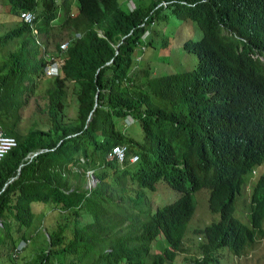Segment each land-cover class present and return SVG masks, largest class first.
I'll use <instances>...</instances> for the list:
<instances>
[{
    "label": "trees",
    "instance_id": "trees-1",
    "mask_svg": "<svg viewBox=\"0 0 264 264\" xmlns=\"http://www.w3.org/2000/svg\"><path fill=\"white\" fill-rule=\"evenodd\" d=\"M7 1L33 13L37 34L22 22L0 36L19 40L0 64V130L16 141L0 159V264L36 240L45 245L30 264H180L190 234L198 241L181 264L245 254L263 235L264 0ZM183 22L191 32L176 51L196 64L154 73ZM47 50L57 63L41 95L49 125L19 134ZM127 117L141 138L128 136ZM117 144L121 163L109 155ZM159 182L176 196L152 209ZM200 189L213 217L192 226Z\"/></svg>",
    "mask_w": 264,
    "mask_h": 264
},
{
    "label": "rangeland",
    "instance_id": "rangeland-1",
    "mask_svg": "<svg viewBox=\"0 0 264 264\" xmlns=\"http://www.w3.org/2000/svg\"><path fill=\"white\" fill-rule=\"evenodd\" d=\"M126 8L131 9L133 6L132 0H126ZM14 8V6H13ZM15 9V8H14ZM18 15V11H17ZM19 19L16 14L13 13L12 5L7 0H0V36L4 35L7 31L14 29L19 26ZM164 29V26H162ZM171 31L174 33L170 36H167V45L164 48L157 50L156 55L158 56L153 62L154 73L161 71H176L182 69H191L196 64V56L186 51L185 49L182 52H177L176 49L179 48L189 32H191V26L188 22L178 23L177 26H171ZM98 35L99 32H97ZM61 42H67V40H62ZM19 46V40L17 38H10L8 40L0 38V64L7 59L9 53L14 51ZM45 55V61L48 64L50 61V56L52 53L50 50H47ZM159 57H164V60H161ZM153 59V58H151ZM45 63V64H46ZM45 87V81L40 79L36 85V91L33 93L27 100L26 105L21 110V118L17 125L14 127V130L23 134L29 127H37L40 129H46L49 125L46 112H45V98L41 97L43 89ZM66 115H63L64 120L72 116L74 111V104L72 100H69V105H67ZM127 122H131V119H128ZM128 136L139 139L141 138V131L138 124L134 121L128 124ZM262 168V167H260ZM264 170V168H262ZM261 171V169L259 170ZM155 190H150L147 192L148 199L150 200L151 208L155 207L172 200L176 196V192L170 189L166 183L159 182ZM86 184V181H85ZM207 191L204 189L197 190L193 193L195 212L191 221L192 226H202L211 221L213 217L212 213L209 212L207 205ZM45 209V207L41 208ZM215 214V217L216 218ZM54 216V215H53ZM45 218V217H44ZM43 218V220H44ZM89 217L87 215L81 216V222L87 221ZM244 220V219H243ZM43 225V221H42ZM263 235L258 237L253 244L247 248L246 253L234 256L227 252L217 254L216 262L214 264H264V221L262 223ZM42 231L39 235V238L42 237ZM33 241V240H32ZM37 241V240H36ZM36 241L28 242L26 246L22 249L21 253L16 257L12 258V261L7 260L6 257H2L1 261L3 264H30V255H32V250L37 249L39 246L43 247L45 244H36ZM198 241L196 236L192 234L185 235L183 240L184 252L178 253L174 257L175 263H181L184 256H189L193 254L195 248V242ZM193 242V243H190ZM166 246V244H164ZM160 250V246L155 242L150 244V251L157 252ZM35 252V251H34ZM34 254V253H33ZM33 256V255H32ZM52 258L54 263L57 259H62L63 264H68L70 262L69 258L56 257L54 255L49 256Z\"/></svg>",
    "mask_w": 264,
    "mask_h": 264
},
{
    "label": "built area",
    "instance_id": "built-area-1",
    "mask_svg": "<svg viewBox=\"0 0 264 264\" xmlns=\"http://www.w3.org/2000/svg\"><path fill=\"white\" fill-rule=\"evenodd\" d=\"M19 18L23 23H27V24H31L32 20H33V14L30 11H20L19 12ZM66 46V42H63L59 45L60 48H64ZM46 74H51L54 75L56 73V65L53 62V60H51L47 66H46V70H45ZM16 145V141L14 139V137L9 136V135H5L1 130H0V159L3 157V155L10 150L11 148H13ZM126 146L125 144H117L114 145L111 148L110 151V156H112L115 160L117 159L118 162H122L125 158V154H126ZM136 160V156L132 155L129 157V161L130 162H134ZM87 183H86V187H91L94 182L95 179L93 178V176L87 172Z\"/></svg>",
    "mask_w": 264,
    "mask_h": 264
},
{
    "label": "crops",
    "instance_id": "crops-1",
    "mask_svg": "<svg viewBox=\"0 0 264 264\" xmlns=\"http://www.w3.org/2000/svg\"><path fill=\"white\" fill-rule=\"evenodd\" d=\"M11 5H12V9H13V13L14 14H16V16H17V18L19 19V24L18 25H20L21 23H22V21L20 20V18H19V16L17 15V10H15L14 8H13V3H11ZM26 11H30V10H26ZM31 12V11H30ZM32 13V12H31ZM33 14V13H32ZM23 24V23H22ZM27 24V23H26ZM29 25V27H30V31H31V33L33 34V35H36L37 33H36V26H35V24H34V26H33V22L31 23V24H28ZM15 38V37H14ZM52 75L50 74V75H46L45 73H44V71H43V74L41 75V79L42 80H44V81H46L48 78H52L51 77ZM35 88H36V85H35ZM135 156H136V160L134 161V163L137 161V155L136 154H134ZM116 161L118 162V160L116 159ZM194 216V215H193ZM182 263V262H181ZM180 263V264H181Z\"/></svg>",
    "mask_w": 264,
    "mask_h": 264
},
{
    "label": "clouds",
    "instance_id": "clouds-1",
    "mask_svg": "<svg viewBox=\"0 0 264 264\" xmlns=\"http://www.w3.org/2000/svg\"><path fill=\"white\" fill-rule=\"evenodd\" d=\"M160 3H162L163 5H164V3L163 2H160ZM21 11H23V10H21ZM20 12V11H19ZM19 12H18V16H19ZM32 22H33V20H32ZM63 43V42H62ZM60 45V44H59ZM66 45H67V43H66ZM66 47V46H65ZM261 60H263V58H260ZM50 61H51V57H50ZM49 61V62H50ZM48 62V63H49ZM54 63H55V65H56V73L54 74V75H56L57 74V63L55 62V61H53ZM46 66H47V63L44 65V67H43V71H44V73H45V70H46ZM46 74V73H45ZM46 75H50V74H46ZM54 75H52V76H54ZM128 119H131V121H132V118H130V117H127V119H126V122H127V120ZM128 123V122H127ZM131 122H129L128 124H130ZM126 155V154H125ZM125 159V158H124ZM128 161H129V158H128ZM121 163V162H120ZM129 163H134V162H130L129 161Z\"/></svg>",
    "mask_w": 264,
    "mask_h": 264
}]
</instances>
